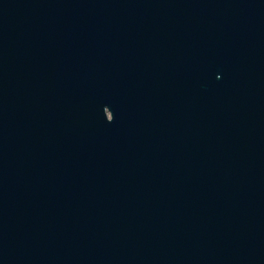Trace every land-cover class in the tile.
<instances>
[{
	"label": "water",
	"instance_id": "obj_1",
	"mask_svg": "<svg viewBox=\"0 0 264 264\" xmlns=\"http://www.w3.org/2000/svg\"><path fill=\"white\" fill-rule=\"evenodd\" d=\"M0 264H264V0H0Z\"/></svg>",
	"mask_w": 264,
	"mask_h": 264
}]
</instances>
